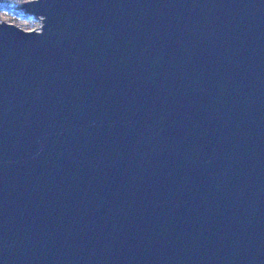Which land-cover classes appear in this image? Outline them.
<instances>
[{
  "label": "water",
  "instance_id": "1",
  "mask_svg": "<svg viewBox=\"0 0 264 264\" xmlns=\"http://www.w3.org/2000/svg\"><path fill=\"white\" fill-rule=\"evenodd\" d=\"M19 7L0 264H264V0Z\"/></svg>",
  "mask_w": 264,
  "mask_h": 264
},
{
  "label": "rangeland",
  "instance_id": "2",
  "mask_svg": "<svg viewBox=\"0 0 264 264\" xmlns=\"http://www.w3.org/2000/svg\"><path fill=\"white\" fill-rule=\"evenodd\" d=\"M22 1L25 0H0V20L12 22L24 29H38L40 19L33 14L23 12L19 7Z\"/></svg>",
  "mask_w": 264,
  "mask_h": 264
},
{
  "label": "trees",
  "instance_id": "3",
  "mask_svg": "<svg viewBox=\"0 0 264 264\" xmlns=\"http://www.w3.org/2000/svg\"><path fill=\"white\" fill-rule=\"evenodd\" d=\"M2 3V2H1Z\"/></svg>",
  "mask_w": 264,
  "mask_h": 264
}]
</instances>
